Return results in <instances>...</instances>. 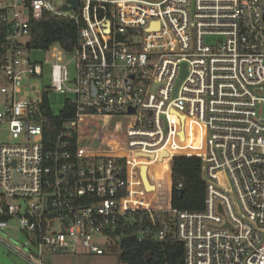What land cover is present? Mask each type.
Masks as SVG:
<instances>
[{
  "label": "built area",
  "instance_id": "obj_1",
  "mask_svg": "<svg viewBox=\"0 0 264 264\" xmlns=\"http://www.w3.org/2000/svg\"><path fill=\"white\" fill-rule=\"evenodd\" d=\"M65 6L0 0V248L25 264L101 256L140 213L139 241L174 230L185 264H264V0ZM47 14L74 20L79 41L40 63L31 26ZM52 92L72 93L76 116L47 151ZM176 157L202 161L201 212L155 204L148 170Z\"/></svg>",
  "mask_w": 264,
  "mask_h": 264
},
{
  "label": "trees",
  "instance_id": "obj_2",
  "mask_svg": "<svg viewBox=\"0 0 264 264\" xmlns=\"http://www.w3.org/2000/svg\"><path fill=\"white\" fill-rule=\"evenodd\" d=\"M4 11L0 10V15ZM29 45L35 50H47L58 45L66 54L73 52L79 41V25L71 19L45 15L42 21L32 22ZM4 28L0 25V43ZM44 148L49 151L56 145L58 136L76 116V108L66 101L63 110L55 114L45 99ZM76 146V141H75ZM75 148V147H74ZM160 165V164H159ZM157 173L169 172L161 164ZM172 193L171 205L181 211L201 212L205 208L206 181L202 174V161L196 157H176L171 162ZM180 185L182 187L180 188ZM140 213L134 218V226L124 227L121 241L112 253L121 264H185V248L174 230L164 240L144 238L139 241Z\"/></svg>",
  "mask_w": 264,
  "mask_h": 264
},
{
  "label": "rangeland",
  "instance_id": "obj_3",
  "mask_svg": "<svg viewBox=\"0 0 264 264\" xmlns=\"http://www.w3.org/2000/svg\"><path fill=\"white\" fill-rule=\"evenodd\" d=\"M32 59L34 61L40 62V63H45L46 60H51L50 54L44 50H36L32 52ZM67 60H70L67 58ZM47 70H46V75H45V82H49L50 75L49 71L51 68V63L46 65ZM74 69L75 66L74 64H71L69 66L70 74L71 77L74 76ZM74 97V95L70 92L67 93H61V92H52L50 94V105L51 109L55 114H59L64 106L67 100H70ZM2 95L0 94V103L2 101ZM96 121L102 124L104 122L103 119L96 118ZM5 138H7L5 136ZM160 163H154L152 164V167L150 168L151 171V177L154 179L156 178V183L160 185V189L157 193V198L155 200V204L162 203V202H167L169 197H170V189H171V182H170V176H163L162 179L159 178L157 175V169L162 165ZM164 167H168V162L163 163ZM171 165V164H170ZM21 239L22 237L18 235ZM1 252L3 255L5 254L3 249H1ZM5 256H7L5 254ZM84 256V257H80ZM6 258V257H5ZM52 259V261H51ZM4 262L5 259H2V255L0 256V261ZM16 260V259H15ZM51 261L53 264H121L118 261V258L115 254L113 253H107L104 255H95V254H89V253H80V254H65L63 256H56L54 255H49L48 256V261ZM19 261V260H18Z\"/></svg>",
  "mask_w": 264,
  "mask_h": 264
},
{
  "label": "crops",
  "instance_id": "obj_4",
  "mask_svg": "<svg viewBox=\"0 0 264 264\" xmlns=\"http://www.w3.org/2000/svg\"><path fill=\"white\" fill-rule=\"evenodd\" d=\"M168 169V168H167ZM169 170V172H167V174L165 175V173L164 172H159V173H157V175L159 176V178H162L163 176L165 177V176H170V182H171V189H170V195H171V193H172V172H171V165H170V168L168 169ZM1 249L2 248H0V256L2 255V259H5L4 260V262H3V260H2V262L0 261V264H25L24 262H22V261H18V259H14V258H10L7 254H6V252L4 251V253L7 255V256H5V254L3 255V253L1 252ZM49 255H54V257H56V256H63V255H55V254H49ZM49 255H46L45 257H44V263L45 264H53L51 261H52V259H51V261L49 260L48 261V256ZM6 257V258H5ZM80 257H84V256H80ZM119 261V260H118Z\"/></svg>",
  "mask_w": 264,
  "mask_h": 264
},
{
  "label": "water",
  "instance_id": "obj_5",
  "mask_svg": "<svg viewBox=\"0 0 264 264\" xmlns=\"http://www.w3.org/2000/svg\"><path fill=\"white\" fill-rule=\"evenodd\" d=\"M83 0H68V4H70V6H65L64 9L67 10V11H72V10H75L79 4L82 2ZM185 74V71H183V74H182V78ZM163 156H167L166 154H163L159 160H163ZM142 179L144 181V184L145 186L148 188V189H153L154 186H152L150 183H149V179H148V175H147V167H143L142 168Z\"/></svg>",
  "mask_w": 264,
  "mask_h": 264
},
{
  "label": "bare ground",
  "instance_id": "obj_6",
  "mask_svg": "<svg viewBox=\"0 0 264 264\" xmlns=\"http://www.w3.org/2000/svg\"><path fill=\"white\" fill-rule=\"evenodd\" d=\"M109 126H117V124L116 123H111V122H109ZM108 126V127H109ZM163 163H165V162H163ZM156 164V163H155ZM160 164H162V163H160ZM150 173H151V171H150V169L148 170Z\"/></svg>",
  "mask_w": 264,
  "mask_h": 264
}]
</instances>
